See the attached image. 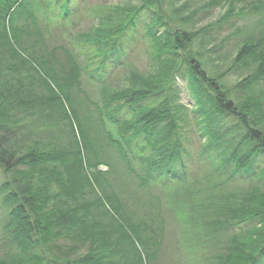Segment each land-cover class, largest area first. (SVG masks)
I'll return each instance as SVG.
<instances>
[{"label":"trees","instance_id":"16d2710c","mask_svg":"<svg viewBox=\"0 0 264 264\" xmlns=\"http://www.w3.org/2000/svg\"><path fill=\"white\" fill-rule=\"evenodd\" d=\"M90 1L0 0V264H159L169 214L197 264H264V26L236 44L233 87L195 50L238 1L260 14L264 0H188L181 24L166 0ZM217 6L219 20L190 27ZM55 11L96 25L65 24L51 45L37 15ZM83 78L103 86L96 99ZM195 158L209 175L191 173Z\"/></svg>","mask_w":264,"mask_h":264},{"label":"rangeland","instance_id":"374dc122","mask_svg":"<svg viewBox=\"0 0 264 264\" xmlns=\"http://www.w3.org/2000/svg\"><path fill=\"white\" fill-rule=\"evenodd\" d=\"M172 2L169 4V2ZM188 0H166L165 1V7L170 12L175 13V20L177 23L181 24V22L184 21V17L188 10H183V5L187 3ZM250 1V0H249ZM198 5V1H195ZM107 4L108 6H123L124 3L121 0H92L90 1V5L92 4ZM239 4L236 6V17H234L231 22L228 25H223L222 30L219 32V29H214L212 31V35L214 36V40H203L201 39L200 42H197L195 50L201 51V60L205 63L207 68L210 70L211 73L216 75H223L224 76V82L228 87H233L235 84H237L239 81L240 75H243L242 71L240 73H237L235 71L230 70V66L233 61V57L235 54V46L236 44L248 33L251 31L262 29L264 26V12L260 14L256 13H241V8L244 6L243 4H240V1H238ZM193 6V3H192ZM196 7V6H195ZM192 8V7H191ZM238 8V10H237ZM175 9H179L178 11L181 14H178L175 12ZM226 12L224 8L221 7H215L207 10L203 15H201L198 19L193 20L190 22V27L194 28V30H198L204 26L209 25L210 23L216 22L219 20L223 14ZM59 11L50 12L49 16H46L45 13L39 12L38 13V19L39 21L44 24L48 25L51 28V41L49 40V44L51 45H65L68 40V34L63 33L60 28L65 27L66 21L63 20V18H59L58 15ZM88 18V12H83V14L77 18L73 24H67L71 27H73L75 32L80 31H87L91 29L92 25H96V22L92 23V20ZM92 23V24H91ZM236 26L235 28H233ZM237 28H241L242 32H235ZM203 44H210L212 47H209L208 49L203 48ZM216 45V46H215ZM146 42L144 40L139 41L138 48L136 50L135 56L133 57V61L138 67V69L143 72L147 73L150 70L151 61L146 53ZM83 62V60L81 61ZM117 76L118 74H113ZM245 75V74H244ZM83 80V86L84 90L88 92V94L91 97H94L96 99L101 91L103 86L96 82H91L86 79ZM115 85V84H114ZM113 85V86H114ZM181 92L179 97V102L185 105H189L190 107L193 106V103L191 102V99L189 97V93L185 88V85H181ZM199 139V138H198ZM199 144V143H198ZM134 167L137 170H140L139 165L134 162ZM102 171H106V167L100 168ZM191 173L194 176H201L206 177L210 174V172L202 167L200 162L197 158H195L191 164ZM189 182H185L184 184H176L175 182L169 184L167 187L163 188L159 186L158 184L154 187V194L160 198H163L166 200V196L170 191V189H177V188H184L187 187ZM170 206L167 205V203L164 201L162 205V210L164 215L167 214L169 211ZM156 214V213H155ZM167 218V226L169 231V240L166 243L165 249L163 251V254L161 256V260L159 264H197L195 261V257H191L192 254L186 250L184 245V240L182 237L180 238V234L178 235L180 224L178 223V220L174 218V215H166Z\"/></svg>","mask_w":264,"mask_h":264}]
</instances>
